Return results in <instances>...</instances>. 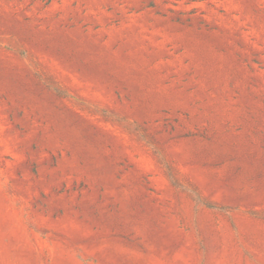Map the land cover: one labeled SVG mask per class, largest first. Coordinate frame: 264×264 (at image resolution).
Here are the masks:
<instances>
[{"label": "rangeland", "instance_id": "374dc122", "mask_svg": "<svg viewBox=\"0 0 264 264\" xmlns=\"http://www.w3.org/2000/svg\"><path fill=\"white\" fill-rule=\"evenodd\" d=\"M0 264H264V0H0Z\"/></svg>", "mask_w": 264, "mask_h": 264}]
</instances>
